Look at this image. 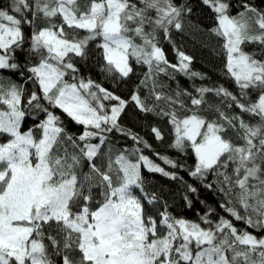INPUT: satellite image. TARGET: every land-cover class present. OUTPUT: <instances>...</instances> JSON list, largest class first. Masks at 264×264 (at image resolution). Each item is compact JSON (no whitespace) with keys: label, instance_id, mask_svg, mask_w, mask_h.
Segmentation results:
<instances>
[{"label":"snow or ice","instance_id":"1","mask_svg":"<svg viewBox=\"0 0 264 264\" xmlns=\"http://www.w3.org/2000/svg\"><path fill=\"white\" fill-rule=\"evenodd\" d=\"M174 34L214 41L231 87L193 70ZM130 106L139 131L122 122ZM149 174L174 182L195 218ZM0 264H264V7L0 3Z\"/></svg>","mask_w":264,"mask_h":264},{"label":"trees","instance_id":"2","mask_svg":"<svg viewBox=\"0 0 264 264\" xmlns=\"http://www.w3.org/2000/svg\"><path fill=\"white\" fill-rule=\"evenodd\" d=\"M6 0H0V3H5ZM253 3L264 7V0H253ZM236 7H239V4L236 5ZM194 21L199 22L202 26H207L211 23L210 16L207 12H202L199 9L196 10V15L194 16ZM27 32V28L25 29ZM173 39L177 46L182 48V50L186 51L188 54L192 55L194 57V61L192 64V68L195 71H200L203 73H206L209 77L212 78L213 81H217L220 83H225L226 86L231 87V84L228 83L225 78L220 73V60L215 55V53L212 51V47L214 46V41H209L208 47H204L201 44L202 37L200 36H193L191 34H174ZM163 47L165 48L166 54L168 56V59L172 62H175V53L172 51L171 45L167 42H163ZM23 59V57L21 58ZM81 71L85 75H91L93 79H97L103 83H105L106 87H111L110 81H104L103 77L98 73V70L92 67L91 65H84L81 68ZM133 80L136 79L134 76L132 78ZM177 81L180 86L182 87H190L191 82L181 76L177 75ZM199 83V81H197ZM134 87L135 85L131 84L129 82L128 85H124L121 87L120 92L122 95H127L129 91V87ZM175 86V84H174ZM122 122L132 128H135L137 131L141 129L142 124L144 123L143 118L138 113L136 109L133 107H129L124 116L122 117ZM69 128L72 131L78 130L77 126L72 125L69 122ZM129 144H131V141H128ZM157 147L160 149H163L165 147V144H159V142H155ZM170 155L175 157V152L170 151ZM151 178V182L154 185V187L161 192V195H163L170 203L174 205V210L178 214H183L189 218H195V211L194 210H187L180 206L181 201L179 198V194L177 191V185L174 182L167 181L165 178L153 174H149ZM187 179V177H185ZM201 198L206 199L208 204L212 206H216V200L212 197L211 193H208L207 191H204L201 193ZM196 209H199L201 212L204 211V208L196 204ZM219 210V209H218ZM242 226V225H241Z\"/></svg>","mask_w":264,"mask_h":264}]
</instances>
